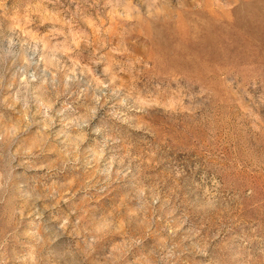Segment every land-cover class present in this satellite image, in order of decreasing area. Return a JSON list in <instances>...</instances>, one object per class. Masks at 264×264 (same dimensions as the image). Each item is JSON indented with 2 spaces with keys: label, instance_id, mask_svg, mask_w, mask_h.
Returning a JSON list of instances; mask_svg holds the SVG:
<instances>
[{
  "label": "rangeland",
  "instance_id": "1",
  "mask_svg": "<svg viewBox=\"0 0 264 264\" xmlns=\"http://www.w3.org/2000/svg\"><path fill=\"white\" fill-rule=\"evenodd\" d=\"M0 264H264V0H0Z\"/></svg>",
  "mask_w": 264,
  "mask_h": 264
}]
</instances>
